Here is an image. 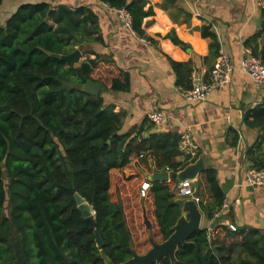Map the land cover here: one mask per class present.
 Segmentation results:
<instances>
[{"label": "trees", "instance_id": "obj_1", "mask_svg": "<svg viewBox=\"0 0 264 264\" xmlns=\"http://www.w3.org/2000/svg\"><path fill=\"white\" fill-rule=\"evenodd\" d=\"M101 1L127 9L135 31L149 37L142 28L144 18L154 14L152 7L145 10L148 0ZM5 2L0 0V10ZM201 32L211 39V58L218 57L217 34L208 26H202ZM96 33V17L88 7L45 0H21L0 25V264H107L108 260L118 264L133 257V248L142 253L134 245L124 204L114 200L112 192L113 175L133 162L141 169L136 174L141 193L152 205L150 229L144 209L151 247L149 235L158 242L167 240L182 214L174 202L178 182H149L144 175L154 169L178 172L195 162L187 155L177 160L180 136L151 132L155 124L146 127L149 119L121 132L123 114L115 111V105H106L102 92L95 96L82 90L87 79H93L105 89L126 91L130 74L98 56L78 64L52 56L69 54L77 45L85 50L80 40L90 42ZM167 37L188 46L174 32ZM250 47L260 55L256 44ZM173 64L177 83L190 88L192 67ZM245 122L264 130V103L248 111ZM232 134L236 143L239 134L236 130ZM248 159L251 166L264 169V135L248 151ZM146 182L150 186L144 190ZM200 184L204 185L201 209L214 220L226 200L216 169L200 174L201 195ZM76 192L94 206L103 249L78 208ZM216 229V234L208 228L195 232L190 244L179 246L175 264H264L262 232L233 231L221 222ZM160 264H172L170 257Z\"/></svg>", "mask_w": 264, "mask_h": 264}, {"label": "crops", "instance_id": "obj_2", "mask_svg": "<svg viewBox=\"0 0 264 264\" xmlns=\"http://www.w3.org/2000/svg\"><path fill=\"white\" fill-rule=\"evenodd\" d=\"M45 1L53 5L88 7L96 17L98 33L86 43L83 60L98 56L130 74L126 91L104 87L101 91L105 104H114L115 111L123 114L121 132L142 125L152 111H163L166 122L154 125L151 132L179 135L181 143V134L189 131L199 145V157L204 156L207 169H216L226 200L230 202L221 223L228 227L235 224L247 231L256 229L264 234V188L255 189L246 184V172L251 166L248 151L257 147L264 130L252 128L245 122L247 112L264 103V86L258 87L248 73L238 68L231 81L216 88L206 101L191 102L181 95L182 85L177 83L173 64V61L182 62L193 70L213 67L217 57L211 58V39L202 35V26L210 27L217 34L220 49L228 53L236 65H240L246 48L252 44L258 46L259 56L264 60L263 8L255 0H177L176 3L148 0L145 10L152 7L154 14L145 17L142 23L147 37L125 27L117 11L101 0ZM18 5L5 4L0 10V25L5 24ZM261 31L255 40L254 36ZM171 32L188 46L175 44L167 37ZM233 130L239 134L236 143ZM184 158L181 151L177 160ZM149 164L155 167L152 158ZM147 173L145 170L144 175ZM198 178L200 182V175ZM200 186L204 199V185ZM179 198L188 199L177 194L176 199ZM238 199L240 202L236 203ZM213 221L204 213L201 228L216 234L218 229L214 230ZM245 255L243 253V257Z\"/></svg>", "mask_w": 264, "mask_h": 264}, {"label": "built area", "instance_id": "obj_3", "mask_svg": "<svg viewBox=\"0 0 264 264\" xmlns=\"http://www.w3.org/2000/svg\"><path fill=\"white\" fill-rule=\"evenodd\" d=\"M261 8H264V0H255ZM107 7L111 8L107 3ZM121 18L125 27L134 32L133 19L130 12L125 8L115 9ZM245 57L242 59L240 65H236L231 56L223 49H220L219 55L213 67L207 69H194L191 74V87H180L181 95L188 101L199 102L206 101L212 92L221 85L231 81L236 69H242L248 73L258 87L264 86V60L255 55L251 47L246 48ZM149 119L156 126L164 124L167 116L163 111L154 110L149 114ZM180 149L184 155L189 156L190 161H196L199 158V145L196 143L193 135L189 131L181 134ZM246 184L255 188H264V169L250 166L246 172ZM149 187V182L144 184V190ZM145 192V191H144ZM176 193L179 196L192 199L198 204L203 200L195 187L192 179H185L178 182ZM239 203L240 200H236ZM230 207V202L225 200L220 212L216 213L218 217L221 213ZM229 228L237 231L239 228L235 224H229Z\"/></svg>", "mask_w": 264, "mask_h": 264}, {"label": "water", "instance_id": "obj_4", "mask_svg": "<svg viewBox=\"0 0 264 264\" xmlns=\"http://www.w3.org/2000/svg\"><path fill=\"white\" fill-rule=\"evenodd\" d=\"M171 3H176L177 0H167ZM81 44L85 47L87 44L80 40ZM53 57L69 61L73 64H78L82 58V50L76 48L75 51L69 54L53 53ZM103 88V83L93 79H87V81L82 85V90L98 96ZM207 169L204 156L199 157L194 163L188 165L183 170L178 172H170L169 169L158 170L154 169L151 174L147 173V178L151 182H162V181H176L180 182L185 179H192L194 181L195 187L199 186V175ZM75 200L78 208L85 219L87 225L93 229L98 237V246L100 249L104 247V241L98 230H96L97 224L95 219V209L85 197L80 193H75ZM179 204L182 208V214L178 219L177 223L173 227V233L170 237L162 242H158L154 239L152 234L149 235V239L152 243V247L146 253H139L135 248H133V257L130 259L118 263V264H160L161 260L165 257H170L172 264L177 261V250L180 245H188L191 243L190 238L195 232L202 229L201 223L204 212L202 211L200 205L192 199L179 198L174 201ZM225 214L221 213L216 217L212 223L215 226L217 223L223 221ZM145 222L150 229L152 223L148 218L147 211L145 210ZM107 264H117L112 260H108Z\"/></svg>", "mask_w": 264, "mask_h": 264}, {"label": "rangeland", "instance_id": "obj_5", "mask_svg": "<svg viewBox=\"0 0 264 264\" xmlns=\"http://www.w3.org/2000/svg\"><path fill=\"white\" fill-rule=\"evenodd\" d=\"M5 1V3L12 4H18L19 2H21V0ZM83 58L81 59V61L83 60ZM133 163L132 165L130 164L129 166H127V168H125L123 172H118L117 174L113 175L112 192L113 199L121 200L124 204L128 223L134 238V245L139 248V251L144 253L151 247L148 241L147 226L144 223V209L147 211L148 218L151 221L154 220L152 215L151 202L149 198L143 197L141 193L142 182L136 177V174L140 173L141 169H139V165L137 162H135L134 165ZM141 168L143 169L142 166ZM6 212H10L8 202L6 204ZM153 231L155 234L158 233L156 224L154 225ZM157 239L160 240L161 237L158 236Z\"/></svg>", "mask_w": 264, "mask_h": 264}]
</instances>
